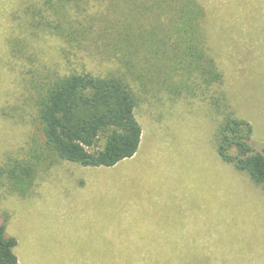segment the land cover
<instances>
[{"label": "rangeland", "instance_id": "374dc122", "mask_svg": "<svg viewBox=\"0 0 264 264\" xmlns=\"http://www.w3.org/2000/svg\"><path fill=\"white\" fill-rule=\"evenodd\" d=\"M197 1L223 83L194 97L135 85L143 133L134 156L95 167L49 155L22 193L8 171L44 146L30 80L120 69L105 34L124 6L0 0V221L9 216L21 264H264V186L218 155L223 114L210 98L224 93L264 145V0Z\"/></svg>", "mask_w": 264, "mask_h": 264}, {"label": "trees", "instance_id": "16d2710c", "mask_svg": "<svg viewBox=\"0 0 264 264\" xmlns=\"http://www.w3.org/2000/svg\"><path fill=\"white\" fill-rule=\"evenodd\" d=\"M64 1L80 6L89 0H59V5ZM110 1L124 6L114 35L109 30L105 34L107 50L118 52L121 68L108 75L88 70L54 72L29 82L44 146L35 154L36 161L27 165L17 161L8 171L22 193L49 155L95 167L114 166L134 156L143 133L135 112V85L145 91L156 87L153 82H161L175 97H194L214 92L224 81L208 49L202 29L205 12L197 0ZM145 16L151 17L150 27L139 23ZM210 98L218 99L223 114L216 132L218 155L264 186V145L253 140V125L234 114L224 93H211ZM8 219L0 221V264H21L14 251L18 240L7 232ZM169 264L200 263L172 258Z\"/></svg>", "mask_w": 264, "mask_h": 264}]
</instances>
